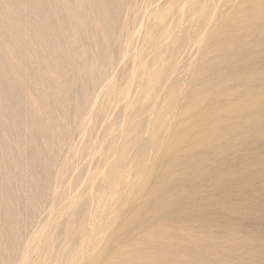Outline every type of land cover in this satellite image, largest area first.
<instances>
[{"label": "rangeland", "instance_id": "obj_1", "mask_svg": "<svg viewBox=\"0 0 264 264\" xmlns=\"http://www.w3.org/2000/svg\"><path fill=\"white\" fill-rule=\"evenodd\" d=\"M263 196L264 0H0V264H263Z\"/></svg>", "mask_w": 264, "mask_h": 264}, {"label": "bare ground", "instance_id": "obj_2", "mask_svg": "<svg viewBox=\"0 0 264 264\" xmlns=\"http://www.w3.org/2000/svg\"><path fill=\"white\" fill-rule=\"evenodd\" d=\"M263 197H264V196H263ZM260 201H261V200H260ZM260 203H261V202H260ZM263 204H264V203H263ZM237 209H238V208H237ZM260 212H261V211H260ZM224 213H225V212H224ZM226 216H227V215H226ZM226 218H227V217H226ZM241 221H242V220H241ZM247 222H248V221H247ZM218 231H219V230H218ZM242 231H243V230H242ZM221 233H222V232H221ZM233 237H234V236H233ZM240 243H241V242H240ZM230 244H231V243H230ZM233 245H234V244H233ZM233 245H232V246H233ZM256 245H257V244H256ZM216 246H218V245H216ZM244 246H245V245H244ZM237 247H238V246H237ZM237 247H236V248H237ZM241 247H242V246H241ZM230 248H231V247H229L228 249L230 250ZM233 248H234V247H233ZM233 248H232V249H233ZM248 248H249V247H248ZM248 248H247V249H248ZM234 249H235V248H234ZM206 251H207V250H206ZM216 251H217V250H216ZM220 251H221V250H220ZM233 251H234V250H233ZM239 251H240V250H239ZM203 252H205V251H203ZM226 252H227V251H226ZM226 252H225V253H226ZM216 253H217V252H216ZM230 253H231V251H230ZM234 253H235V251H234ZM234 253H233V254H234ZM206 254H207V253H206ZM206 254H205V255H206ZM221 254H222V252H221ZM244 254H245V253H244ZM200 255H201V254H200ZM202 255H204V254H202ZM207 255H208V254H207ZM231 255H232V253H231ZM216 256H217V255H216ZM204 258H205V257H204ZM263 260H264V259H263ZM263 264H264V263H263Z\"/></svg>", "mask_w": 264, "mask_h": 264}]
</instances>
